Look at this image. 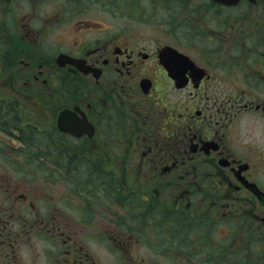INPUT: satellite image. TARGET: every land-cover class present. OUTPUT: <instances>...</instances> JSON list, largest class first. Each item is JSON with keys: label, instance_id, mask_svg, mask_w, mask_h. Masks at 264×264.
<instances>
[{"label": "flooded vegetation", "instance_id": "obj_1", "mask_svg": "<svg viewBox=\"0 0 264 264\" xmlns=\"http://www.w3.org/2000/svg\"><path fill=\"white\" fill-rule=\"evenodd\" d=\"M44 3L0 0V264H264V0Z\"/></svg>", "mask_w": 264, "mask_h": 264}, {"label": "rangeland", "instance_id": "obj_2", "mask_svg": "<svg viewBox=\"0 0 264 264\" xmlns=\"http://www.w3.org/2000/svg\"><path fill=\"white\" fill-rule=\"evenodd\" d=\"M178 1L179 0H81L82 7L84 8L82 9V13L84 14L81 13L79 16L74 17V15L71 16L68 12L67 14L70 16L65 17L63 24H67L61 33H63L64 36L69 30L71 31V27L74 25L71 23L76 18H80V20H87L91 25L98 23L99 26L103 25L104 27L109 25L116 28L123 27L125 29L128 27L142 36H164L161 33L166 29L165 25L171 24L176 19L180 20V16H177L181 10L180 6H182V3H189V0H183L182 2ZM48 4L54 5L53 0H45L44 4H41L39 8L35 9L39 16V18L37 17L38 21L55 13L51 6H48L45 10L43 9ZM32 13L35 17V13ZM36 21L37 19L34 22L35 26L37 24ZM161 21H164L163 23L165 25H161L162 28H159V26L155 28L154 26ZM179 26H183V23H180ZM59 28L60 26L57 29L59 30ZM53 34H55V32L53 30L50 31L48 37L46 36L47 39ZM48 50L50 52L52 51L51 48ZM39 149V151H44L42 148Z\"/></svg>", "mask_w": 264, "mask_h": 264}, {"label": "water", "instance_id": "obj_3", "mask_svg": "<svg viewBox=\"0 0 264 264\" xmlns=\"http://www.w3.org/2000/svg\"><path fill=\"white\" fill-rule=\"evenodd\" d=\"M218 2H222V3H234L236 0H216Z\"/></svg>", "mask_w": 264, "mask_h": 264}, {"label": "bare ground", "instance_id": "obj_4", "mask_svg": "<svg viewBox=\"0 0 264 264\" xmlns=\"http://www.w3.org/2000/svg\"><path fill=\"white\" fill-rule=\"evenodd\" d=\"M218 2V1H217Z\"/></svg>", "mask_w": 264, "mask_h": 264}]
</instances>
